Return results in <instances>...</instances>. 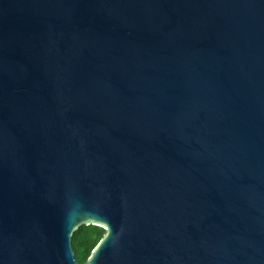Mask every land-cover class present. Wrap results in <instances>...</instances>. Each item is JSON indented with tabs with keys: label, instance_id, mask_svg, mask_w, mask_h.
<instances>
[{
	"label": "water",
	"instance_id": "water-1",
	"mask_svg": "<svg viewBox=\"0 0 264 264\" xmlns=\"http://www.w3.org/2000/svg\"><path fill=\"white\" fill-rule=\"evenodd\" d=\"M264 264V0H0V264Z\"/></svg>",
	"mask_w": 264,
	"mask_h": 264
},
{
	"label": "trees",
	"instance_id": "trees-1",
	"mask_svg": "<svg viewBox=\"0 0 264 264\" xmlns=\"http://www.w3.org/2000/svg\"><path fill=\"white\" fill-rule=\"evenodd\" d=\"M105 233L104 228L94 225H82L74 232L72 246L79 264H84L87 261Z\"/></svg>",
	"mask_w": 264,
	"mask_h": 264
}]
</instances>
